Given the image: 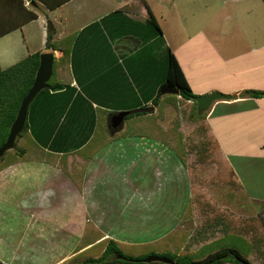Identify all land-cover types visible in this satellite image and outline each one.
Returning a JSON list of instances; mask_svg holds the SVG:
<instances>
[{
	"label": "crops",
	"instance_id": "0c3cea01",
	"mask_svg": "<svg viewBox=\"0 0 264 264\" xmlns=\"http://www.w3.org/2000/svg\"><path fill=\"white\" fill-rule=\"evenodd\" d=\"M29 12L37 18L24 21ZM151 14L162 39L149 23ZM50 16L63 18L61 26ZM10 27L14 29L0 36V58L11 67L20 62L13 49L22 50V59L52 52L49 82L63 86L41 93L27 115L29 128L21 141L42 156L0 169L13 184L9 193L0 188V206L22 210L24 232L16 240L25 243L22 251L19 243L5 241L6 235L0 241V264H76L72 258L100 241L121 239V227L127 226L141 225V235H151L126 239L143 243L166 238L181 223L187 241L197 219L213 221L224 212L222 208L215 215L217 204L206 192L216 182L232 186L234 194L251 203L264 202V194H255L247 180L243 184L237 167L242 160L245 171L252 172L253 163H264V94L252 93L264 92V0H0V31ZM64 37H69L61 41L69 55L62 58L64 50L56 45ZM48 40L53 46H47ZM167 47L196 96L216 91L233 98L201 111L204 120L193 119L191 100L160 93L166 84L158 70ZM0 66L4 69L1 60ZM172 94L183 99L179 115L191 122L182 121L180 131L196 127L216 144V156H197L216 167L212 184L200 178L202 185L194 184L189 160L195 156L187 135L180 132L179 138L171 129L165 133L170 124L154 123L159 105L172 112ZM141 107L145 114L129 115ZM124 112L123 126L114 127L113 118ZM131 124L155 125L164 135L137 131ZM230 167L240 176L239 184L231 178ZM222 169L229 177L221 182L217 174ZM191 200L197 214L182 222ZM7 229H14L11 220ZM95 230L104 236L92 243ZM203 235L200 240L205 242ZM81 242L85 247L80 249Z\"/></svg>",
	"mask_w": 264,
	"mask_h": 264
},
{
	"label": "rangeland",
	"instance_id": "374dc122",
	"mask_svg": "<svg viewBox=\"0 0 264 264\" xmlns=\"http://www.w3.org/2000/svg\"><path fill=\"white\" fill-rule=\"evenodd\" d=\"M56 14H58V12H56L55 14L53 13V15H56ZM81 21L86 22L87 19L81 18ZM52 22H54V24L60 27L61 26L60 23L63 22V18L61 17H58L56 19L52 18ZM262 37H264V34H262ZM2 41L3 40L0 39V54H1L2 49L4 48L3 45L1 46ZM260 42L261 41H258L255 44L260 45ZM13 52H15L14 57L15 59H17V61L19 60L22 61L25 59V58L22 59L24 57V55H22V50L13 49ZM161 52H162V56H161L160 65H161V70H164L165 62H166V53L164 49ZM0 60L2 61V66L4 67V69L8 68L9 66L8 61L6 60L4 62L3 56H1ZM176 96H177L176 94H172L173 99L171 100L173 102L172 104L174 105L172 112L167 111V110L165 111L163 108V105L158 106L157 113L153 115L155 117L154 123L156 121L158 123V126L159 124H164V123H168V126L170 124V126L172 127H169V129L166 130L165 128H163L165 133L166 131L171 129V133H173L174 136L178 134L177 137L179 138H181V133L187 135L189 139V143H190L189 151L193 152L195 156L194 159L189 160L190 166L188 165L190 168V172L192 173L194 184L202 185L197 182V179L199 178L201 180L204 179V182L207 183V185L212 184L211 177L215 174L216 167L207 166L206 164L202 163V161L200 160L198 161V159L200 158H197V156L203 151L202 150L203 143H202L201 138H204L205 140L206 134L205 132L199 131V129H195L196 127H193L191 130H188V133L187 131H184V130L180 131L181 129L179 127L184 128L182 121L189 122V123L191 122L189 121V119L182 118L179 115V113L181 112V111L179 112V108H181L182 106L184 107V101L181 98L180 99L178 98L177 100ZM185 107L187 106L185 105ZM218 112L219 110H217L216 113ZM187 113H188L187 111L186 113H184L183 111V117L185 115V117L187 118ZM130 126L132 128L134 127V129L137 131L150 132L152 130L158 136L164 135V132L162 133L161 130H158L155 127V125L146 126L144 124H140V125L131 124ZM177 130L179 131V133L177 132ZM199 140L200 142L198 144L195 143V142H198ZM191 143H194V144H191ZM29 146H30L29 143L22 142L19 139L18 146H17L18 151L22 147H26L27 150L25 151L23 155H20L19 153H14L11 151L8 152L4 161L0 164V169L4 167L6 164L20 161L21 159H30V157L28 156H42L41 151H39L36 148L29 147ZM182 150L184 151V149ZM183 151H181V153L185 155ZM11 153L12 155H10ZM223 159L224 158L222 157L219 160V162L224 163L225 160L223 161ZM184 161H185V157H184ZM202 165H204V169L201 168ZM237 167H238V172L241 175L243 184H245L247 180L250 183L249 188L255 191V194L263 195L264 194V184H262L261 182L262 180L261 175L263 173L262 171L264 169V163L263 162L253 163L252 168L255 170L252 172L245 171L244 161L242 160L238 162ZM217 176L221 182L227 180L225 178L222 179L221 178L222 176L220 177L219 174H217ZM236 177L238 178V181H239L240 176L237 175ZM263 180H264V177H263ZM11 183H12L11 181H8L5 178L4 174L3 175L0 174V188H2L5 192L9 193L10 186L8 185L9 184L13 185ZM204 185L206 186V184ZM207 189L208 191L206 192L210 195L213 201L217 204V208L215 209V215L219 213V211L221 212L223 209H224V212L220 213L217 216L214 215L217 219H220L219 225L214 224L215 221L217 222V219L213 221L210 220L211 218H208L207 219L208 221L197 219L196 221L197 224L195 226L194 233L187 238V241L190 240L189 241L190 243L188 242L187 244V241L185 240L186 237L188 236V232L182 231L180 229L181 223L178 225H173L172 232H170L166 238H162V237H158L156 239L150 238L146 241H143V243L138 242V241L131 242V241L126 240V239H131V237H135V236L136 237L151 236V235L142 236L141 233L143 232H141V225H139V226H132V227H129V226L121 227V231L124 233L121 236V239L115 240L112 238V240H114L117 247L121 249V251L125 253L126 255L134 256V257H142V258L146 257V255L148 254L149 256H147L146 258L152 255L163 256L167 258H170L168 256H172L173 258H170V259L174 260L175 262L177 260L182 261V262H187L188 258L189 259H202L206 257L207 255L214 253L216 250L221 249V247L230 245V246L237 247L243 253H247V254L249 253L248 258L252 262V264H264V202L259 203L256 201V202L251 203L252 200L249 201L250 199L248 200V198L242 197L241 193L236 191L238 195L234 194L232 191L235 192V189H233L232 186L228 184H223L220 182H216L213 185L208 186ZM197 198L198 196H196V200ZM232 201H235V202H233L232 204ZM14 205L16 204L14 203ZM2 207L3 205L0 206V227H3V228H0V241L5 240L6 235H7L8 237L5 241L16 242L13 245H18L19 241L16 239H18L20 235H22V233L24 232L23 231L24 229L23 217L24 216L22 215L23 214L21 212L22 210L19 209L18 207L9 208V209H5ZM186 209H187L186 215L183 217L182 222H185V221L188 222L189 220L192 221L193 215L195 213L197 214V207L195 206V202L193 200H191V204L189 202ZM232 215H235V217L237 218L233 220L234 227H232L231 225L233 224L232 223L233 221L230 220L231 218H234L232 217ZM243 219H246V221H248L249 223H245ZM10 220L13 222L14 229L13 230L7 229L6 231V227H8V225L10 224ZM244 225H246V229L244 228ZM90 226H93V225H90ZM2 229H3V232H2ZM201 229L203 230L200 231ZM147 230L150 232L149 227ZM250 230H252V235L250 234ZM204 233L206 234L205 242H212L213 240H215V242L207 245L205 249H202L201 251H199L198 249L205 243L203 240H200ZM94 234L97 236L98 230L97 231L95 230ZM153 236L156 237V235H153ZM250 238L251 240H254V242H252ZM109 240L110 239H108L107 243L105 244L104 243L97 244L94 247V249H91L85 254H81V255L79 254L75 256L74 258H72L71 260H76L78 262H81L86 257L101 256ZM22 242L19 243L18 247L20 250L23 251L24 250L23 246L25 245V243L22 244ZM250 253H253L252 256H249ZM167 254L168 256H166ZM146 258H144V261ZM121 264H124V263H121ZM155 264H163V263H161V261H156Z\"/></svg>",
	"mask_w": 264,
	"mask_h": 264
},
{
	"label": "trees",
	"instance_id": "16d2710c",
	"mask_svg": "<svg viewBox=\"0 0 264 264\" xmlns=\"http://www.w3.org/2000/svg\"><path fill=\"white\" fill-rule=\"evenodd\" d=\"M48 5H51L48 3ZM37 18V14L29 12V15L27 18H25L24 21H31L32 19ZM153 23L157 31L155 32L158 37L163 38L162 36V29L159 26L156 17L151 14L150 16V22ZM11 29H14V27L6 28L4 30L0 31V36L4 35ZM49 40L50 35L48 36ZM69 37H64L60 40V43L56 45V47H59L64 50V55L62 58H65L69 55V48L64 45V40H67ZM156 38V36H155ZM160 38H158L159 40ZM47 43L48 47L53 46V44ZM40 63V53H35L31 56H28L24 60L18 62L17 64L8 67L6 69H3L0 66V146L5 142L9 131H10V126L12 122L14 121L18 109L20 107V104L25 97V95L28 93L29 89L31 88L35 75L38 69ZM162 80H164L163 84H166L172 88H178L179 89V95H181L184 99L186 100H191V116L195 120H204L205 119V112H201L198 110V102L195 100L197 97L196 94L193 93L191 86L189 85L184 72L176 59L175 55L171 52L170 48L167 47L166 49V62H165V67L164 70H158ZM49 86L42 91H40L37 96L34 98L33 102H31L29 106V111H28V116L31 114V109L32 106L34 105L33 103L35 102L36 98L41 95V93L49 90V87H61L63 86L62 83H57V84H51L49 82ZM252 93L255 94H264V92H257L254 91ZM160 99V96L158 95L156 98V103L158 104ZM143 109H137L135 111L130 112V116L133 115H139V114H145V108L141 107ZM147 113V112H146ZM206 125V124H205ZM205 127V126H204ZM29 128V122L28 119L26 120L25 126L22 130V132L19 134L17 140H16V145L13 149L8 150L3 157L0 159V164L4 161L6 155L8 152H14V153H19L20 155H23L26 151V147H22L21 149H17L18 146V141L19 139L24 136L25 133H27ZM205 144L203 145L201 155L204 153L205 155H214L216 156L217 151H216V144L212 141H209L206 139ZM205 149V151H204ZM180 153V157L183 158V154ZM12 155V153L10 154ZM17 155V154H16ZM222 163L219 162L220 167ZM231 178L235 179V183L237 182L239 184L238 178L236 177V174L232 167L229 168ZM219 175L222 179H228V173L225 170L222 169V171H219ZM102 232L98 231L97 238L93 240L92 243H95L98 237L102 236ZM104 236V235H103ZM108 240V239H107ZM107 240H103L98 242L97 244H102V243H107ZM215 242V241H214ZM89 243V242H88ZM213 243V242H212ZM209 243V244H212ZM97 244H93L89 248L83 250L81 254H85L91 249H94V247ZM208 244V245H209ZM83 244L80 245V249L85 246H82ZM207 247V244L202 247V249H205ZM201 249V250H202ZM153 254V253H151ZM150 254V255H151ZM249 254V253H248ZM247 253H243L240 251L235 246H223L221 249L216 250L214 253H211L210 255H207L206 257L202 259H189L187 262H182L177 260L175 264H252V262L249 260ZM149 256L146 255V257ZM168 256V254L166 255ZM146 257H134V256H129L126 255L117 247L115 244L114 240L110 239L103 254L99 257H86L83 261L78 262L77 264H155L156 261L152 262H145L144 258ZM170 258H173L172 256H168ZM163 264H168L165 262H161ZM2 264V263H1Z\"/></svg>",
	"mask_w": 264,
	"mask_h": 264
},
{
	"label": "water",
	"instance_id": "95a60500",
	"mask_svg": "<svg viewBox=\"0 0 264 264\" xmlns=\"http://www.w3.org/2000/svg\"><path fill=\"white\" fill-rule=\"evenodd\" d=\"M53 61L54 54L52 52H43L40 54V63L35 75L34 82L20 104L17 115L10 126V131L5 142L0 146V159L8 150H11L15 147L16 140L25 126L29 106L33 99L37 96L40 91L49 86V80L52 76ZM168 92L179 93V89L164 85L160 90L161 94ZM232 97V95L223 94L215 91L205 95L197 96L195 100L198 102L199 110L206 111L217 100H228L232 99ZM126 114H128V112H124L114 117L112 122L113 126L121 128L123 126L124 115ZM152 261H161L168 264H174L175 262L170 258L156 255H152L145 259V262Z\"/></svg>",
	"mask_w": 264,
	"mask_h": 264
}]
</instances>
